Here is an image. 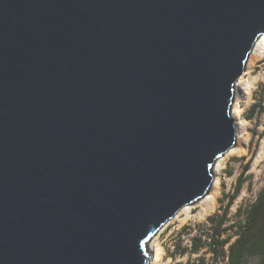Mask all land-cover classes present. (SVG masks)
Listing matches in <instances>:
<instances>
[{
  "label": "water",
  "instance_id": "water-1",
  "mask_svg": "<svg viewBox=\"0 0 264 264\" xmlns=\"http://www.w3.org/2000/svg\"><path fill=\"white\" fill-rule=\"evenodd\" d=\"M262 35L264 0H0V264H151Z\"/></svg>",
  "mask_w": 264,
  "mask_h": 264
},
{
  "label": "rangeland",
  "instance_id": "rangeland-1",
  "mask_svg": "<svg viewBox=\"0 0 264 264\" xmlns=\"http://www.w3.org/2000/svg\"><path fill=\"white\" fill-rule=\"evenodd\" d=\"M251 54L252 52L249 55L245 70L248 69ZM242 75L250 79L254 88L248 102H246L243 89L238 84H236L235 92V99L238 97L242 105L247 104L243 117L248 121V125L243 129V135L246 134L248 140L251 141L249 150L244 155L240 153L232 154L226 161L225 167L220 173L222 193L218 197L215 209L212 207L210 198L207 200L200 199L199 203L196 202L194 208L192 206L188 208L191 217L184 224L181 223V219L186 215L183 208L175 219L171 220L172 222L170 221L168 225H165L164 230L158 232L157 241L164 246L166 251L165 261L171 259L177 261V264H192L200 260L208 264L215 262L216 254L213 246L210 245L213 218L217 220L223 218L224 208L238 192L227 216L228 221L224 226L230 227L239 224L243 220V213L247 205L257 198L264 187V159L260 164H255L258 153L261 149L264 151V53L257 60L255 67L252 70L245 71ZM216 168L215 165V178L217 176ZM215 178L209 193L215 189ZM192 204H189V206ZM204 209H211L212 211L206 213ZM222 229L220 231L223 233V238L228 236L231 238L226 246L227 248L237 236L235 233L236 227L228 231ZM197 244L204 245L200 250H195L194 247ZM184 257H187L186 260H183ZM217 264H228V262L221 255ZM244 264H259V258L256 255H248Z\"/></svg>",
  "mask_w": 264,
  "mask_h": 264
},
{
  "label": "trees",
  "instance_id": "trees-1",
  "mask_svg": "<svg viewBox=\"0 0 264 264\" xmlns=\"http://www.w3.org/2000/svg\"><path fill=\"white\" fill-rule=\"evenodd\" d=\"M238 192L232 197L227 206L224 208V215L221 220L213 218V230L210 233V245L215 252V262L222 255L227 259L228 264H244L248 255H256L259 258V264H264V187L259 192L257 198L247 205L243 220L234 226H224L228 221L227 216ZM222 227H224L222 229ZM236 227L237 234L235 240L226 248L231 241L230 236L223 238L222 230H231ZM204 244L195 245V250H200ZM192 264H208L200 260Z\"/></svg>",
  "mask_w": 264,
  "mask_h": 264
},
{
  "label": "bare ground",
  "instance_id": "bare-ground-1",
  "mask_svg": "<svg viewBox=\"0 0 264 264\" xmlns=\"http://www.w3.org/2000/svg\"><path fill=\"white\" fill-rule=\"evenodd\" d=\"M263 53H264V35H262L258 39V41L256 42V44L254 46V49L252 51V54H251V57L249 60V64H248L249 66H248L247 70H252L255 67L257 60L259 59V57H261L263 55ZM247 70H245V71H247ZM245 71L243 73H245ZM246 74H248V72H246ZM242 76L243 75L241 74L240 78L238 79L239 82H237V84L239 85V87L241 89H243L244 95L246 98V102H248L251 99L252 89H254V88H253V84L250 81V79H248L246 76H243V77ZM246 105H242L241 101L238 97H237V99H235V102L233 104V110H232V118L234 120V125H235V130H236V138H237L236 141L237 142L225 154H223L221 157L218 158V160L216 162V166H217L216 178L214 175V178H215L214 188L215 189L211 193H208L203 198H201L202 200H207L210 198L212 201L213 209L216 208V205L218 203V197L222 193V187H221L222 186V180L220 177V173L223 170V168L225 167L226 161L228 160V158L232 154L240 153L241 155H244L249 150V145H250L251 141L248 140L246 134L243 135V129L246 128V125H248L247 124L248 121H246L243 117L244 111L246 109ZM241 130H242V132H241ZM241 142L243 144H240ZM263 159H264V151H263V149H261V151L258 153L257 159L255 160V164L256 165L260 164ZM213 181H214V179H213ZM198 201H197V203H199ZM195 205H196V202H194V204H192L190 206H189V204L183 206L182 208H180L175 213V215L165 225H168L171 220L175 219V217L179 214V211L183 208L186 211V215L181 219V223L184 224L191 217L190 213L188 212V208H190L191 206L194 208ZM204 211L206 213H211L212 210L211 209H208V210L204 209ZM190 212H192V211H190ZM165 225H163L161 227V229H160L161 231L166 228ZM160 230L158 232H160ZM158 232L153 236L152 241H151V247H152L151 264H177V261H173L171 259H168L165 261L164 256L166 254V251L164 249V246L157 241L158 235H159ZM186 258L187 257H184L183 260H186Z\"/></svg>",
  "mask_w": 264,
  "mask_h": 264
}]
</instances>
